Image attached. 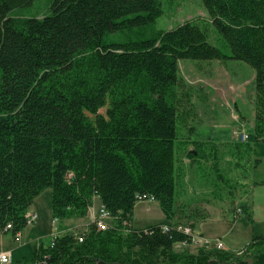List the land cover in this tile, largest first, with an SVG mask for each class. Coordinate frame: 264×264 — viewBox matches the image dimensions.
<instances>
[{"label": "trees", "instance_id": "obj_1", "mask_svg": "<svg viewBox=\"0 0 264 264\" xmlns=\"http://www.w3.org/2000/svg\"><path fill=\"white\" fill-rule=\"evenodd\" d=\"M33 2L0 0V233L9 224L22 231L46 189L54 218L85 217L99 197L113 219L105 230L92 223L57 236L25 264H247L215 247L178 251L192 244L180 225L132 222L138 194L152 195L166 221L177 214L179 60L251 66L254 141L264 143V0H202L229 54L195 21L155 30L161 0H50L42 17L23 13ZM114 32L120 37L105 39ZM193 144L190 161H213L223 180L218 143ZM232 146L253 153L249 142Z\"/></svg>", "mask_w": 264, "mask_h": 264}, {"label": "rangeland", "instance_id": "obj_2", "mask_svg": "<svg viewBox=\"0 0 264 264\" xmlns=\"http://www.w3.org/2000/svg\"><path fill=\"white\" fill-rule=\"evenodd\" d=\"M50 0H35L23 13L42 17L47 13ZM163 13L153 27L155 30L174 29L186 21H195L208 32V41L229 54L221 35L210 23L202 0H161ZM147 34H149V29ZM137 30L138 27L133 28ZM151 32V30H150ZM119 32L106 35L119 38ZM180 82L176 88L177 140L175 151L180 167L177 193L175 195V219L169 225L181 227L194 225L209 215L219 212H239L236 200L249 191V174L256 159L261 161L254 170L253 180L264 181V143L254 141L252 121L254 119L255 71L247 63L234 59L179 60ZM106 108L99 113L104 114ZM87 121L94 116L83 111ZM236 114L239 116L236 118ZM234 115L236 117H234ZM253 146V153L247 156L244 148L237 151L232 145L239 143L242 136ZM188 140L212 141L218 143V167L223 180H218L212 169L213 161L191 162L187 157ZM237 154H236V153ZM236 154V155H235ZM239 162V166L236 164ZM247 182V184H244ZM49 190V189H46ZM150 207L144 212L143 207ZM154 202H137L134 223L142 227L154 222H166L164 214ZM157 225V224H156ZM197 237V236H196ZM197 240V242H196ZM50 237L43 240L48 244ZM215 244V243H214ZM213 243H205L199 236L192 245L177 247L178 251L195 253L200 247L211 249ZM223 248V245H222ZM244 260V253L234 252ZM245 261V260H244Z\"/></svg>", "mask_w": 264, "mask_h": 264}, {"label": "crops", "instance_id": "obj_3", "mask_svg": "<svg viewBox=\"0 0 264 264\" xmlns=\"http://www.w3.org/2000/svg\"><path fill=\"white\" fill-rule=\"evenodd\" d=\"M236 116L234 115L238 119L239 116L237 114ZM251 125L254 126V119ZM240 142L245 141L241 140ZM193 143L194 141L188 140L187 152L194 150ZM260 164L261 161L249 174V191L244 194L245 196L241 195L236 200L240 207L239 214H237L238 212L227 214L222 211L215 215L210 214L204 220L196 222L193 227L194 235L208 241L207 243L214 244L216 241H220L224 251L245 252L244 260L247 264H264V243H261L260 240L254 241L255 238L264 237V181L253 180L254 170H257ZM154 203L160 206L157 201ZM102 207L100 198L95 197L85 217L57 219L53 217L52 213V190H45L35 198L27 212V215H37L36 224L26 226L16 235L11 229L0 233V253L10 252L12 263H30L39 247L51 245L54 237L87 230ZM135 211L136 205L132 222L135 229H147L155 224H171L169 221H161L137 227L134 223ZM143 211L149 212L150 207L146 205L143 207ZM47 237H50V241L48 244H44L43 240ZM251 242H253L251 249L246 250Z\"/></svg>", "mask_w": 264, "mask_h": 264}, {"label": "built area", "instance_id": "obj_4", "mask_svg": "<svg viewBox=\"0 0 264 264\" xmlns=\"http://www.w3.org/2000/svg\"><path fill=\"white\" fill-rule=\"evenodd\" d=\"M247 138H248V136L246 134H244L242 136L241 140H245ZM136 201L137 202H154L156 200H155V198L152 195H145V194L141 195V194H138L136 196ZM112 219H113L112 214L102 207L100 209V211H99V214L94 218L92 223H94L99 230H105V229L108 228V226H109L108 223ZM36 222H37V215L36 214L27 215V222H26L27 226L35 225ZM6 229L7 230L12 229L11 225L10 224L7 225ZM178 230L183 231V232H185L188 235H191L192 236V244L195 242V239L197 237L194 235V232H193V230L191 228L179 226ZM162 231L163 232H168V231H170V229H169V227L167 225H163ZM56 237H54L51 245H54ZM82 239H83L82 237H79V241H82ZM196 242H197V240H196ZM204 242L207 243L208 241L204 240ZM188 245H191V244L183 243V244L177 245V247H179V246H188ZM214 247L216 249H223L222 248V243L220 241H216L215 244H214ZM241 253H243V251ZM0 263L1 264H10V263H12L10 252H1L0 253Z\"/></svg>", "mask_w": 264, "mask_h": 264}]
</instances>
